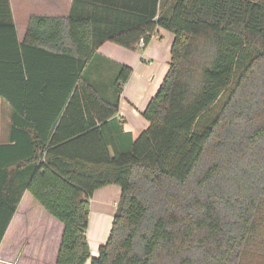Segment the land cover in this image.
Returning a JSON list of instances; mask_svg holds the SVG:
<instances>
[{
    "label": "trees",
    "instance_id": "trees-1",
    "mask_svg": "<svg viewBox=\"0 0 264 264\" xmlns=\"http://www.w3.org/2000/svg\"><path fill=\"white\" fill-rule=\"evenodd\" d=\"M8 24L0 98L17 166L0 243L27 192L62 226L55 264H264V0H72L65 19L32 15L21 42ZM158 28L169 67L134 138L117 116L132 68L97 77L110 61L96 51ZM106 185L120 195L91 256L90 199Z\"/></svg>",
    "mask_w": 264,
    "mask_h": 264
},
{
    "label": "crops",
    "instance_id": "crops-1",
    "mask_svg": "<svg viewBox=\"0 0 264 264\" xmlns=\"http://www.w3.org/2000/svg\"><path fill=\"white\" fill-rule=\"evenodd\" d=\"M71 2L72 0H0V53L5 50L9 55L15 52L9 20L14 24L17 41L21 42L32 15L65 19ZM172 40L173 35L169 31L158 28L143 48L138 43L133 48H125L112 41H105L96 51L111 62L98 61L99 69L95 72L93 69L97 77H111L120 64L132 68L120 94L117 116L124 120L125 130L134 138L148 125L142 111L157 92L168 70ZM10 128V106L0 98V224H3L6 211L3 201L4 176L6 172L15 171L17 166L16 161L14 164L11 161L12 149L15 148L10 138ZM119 195L120 188L117 185H106L95 190L90 199L89 220L94 215L96 222L101 225L111 219ZM61 229V224L44 212L25 192L0 243V264L10 260L22 264H55ZM106 234L105 229L98 233H86L91 256L97 255L98 247L105 242ZM85 264H90V258Z\"/></svg>",
    "mask_w": 264,
    "mask_h": 264
},
{
    "label": "rangeland",
    "instance_id": "rangeland-1",
    "mask_svg": "<svg viewBox=\"0 0 264 264\" xmlns=\"http://www.w3.org/2000/svg\"><path fill=\"white\" fill-rule=\"evenodd\" d=\"M95 214V213H94ZM113 218V217H112ZM112 218L111 219H108L106 220V222H104V224H99L96 222V216H92V219L91 221L89 220V225H88V228H87V232H89L90 234L92 233H98L100 230L102 229H105L106 231V237L108 236V232L111 228V224H112ZM106 237H105V240H106Z\"/></svg>",
    "mask_w": 264,
    "mask_h": 264
},
{
    "label": "built area",
    "instance_id": "built-area-1",
    "mask_svg": "<svg viewBox=\"0 0 264 264\" xmlns=\"http://www.w3.org/2000/svg\"><path fill=\"white\" fill-rule=\"evenodd\" d=\"M138 46H139L140 48H143V47L145 46V43H144L143 38H141V39L138 41Z\"/></svg>",
    "mask_w": 264,
    "mask_h": 264
}]
</instances>
